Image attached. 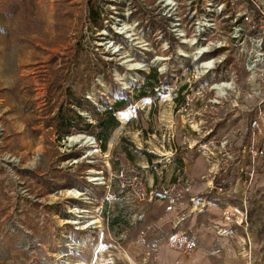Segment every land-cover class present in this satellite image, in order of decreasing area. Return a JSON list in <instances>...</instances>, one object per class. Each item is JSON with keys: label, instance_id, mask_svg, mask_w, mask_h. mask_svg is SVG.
Segmentation results:
<instances>
[{"label": "rangeland", "instance_id": "374dc122", "mask_svg": "<svg viewBox=\"0 0 264 264\" xmlns=\"http://www.w3.org/2000/svg\"><path fill=\"white\" fill-rule=\"evenodd\" d=\"M59 1L36 0L28 25L20 21L8 37L0 32V124L5 130L0 161L8 154L25 166L35 157L38 161L36 173L24 177L28 195L19 192L0 163V227L10 235L0 237V255L10 264H170L177 253L168 252L166 239L156 235L164 205L141 207L132 197L120 199L111 205L110 217L121 213L122 225H104L87 240L65 224L68 209L90 208L69 192L84 191L89 172L107 175V163L112 170L136 171L147 188L161 191L177 182L182 164L208 161L209 142L224 138L233 142V161H250V147L264 146V128H251L264 111V0H93L104 18L102 29L89 23V0H62L60 32L68 31L66 43L55 30ZM153 70L161 76L156 97L141 100L125 123L117 114L121 126L110 139L111 149L108 143L110 154H94L89 143L69 142V137L91 134L59 142L48 127L53 115L46 114L48 88L57 77L72 74L75 89L81 87L78 95L84 86L86 100L104 112V101L133 97ZM81 114L96 124L89 112ZM258 195L264 198L263 191ZM148 225L152 229L141 239ZM70 230L75 250L62 260ZM7 241L15 244L11 252L5 250ZM252 249L258 255L264 246Z\"/></svg>", "mask_w": 264, "mask_h": 264}, {"label": "built area", "instance_id": "2783aa9c", "mask_svg": "<svg viewBox=\"0 0 264 264\" xmlns=\"http://www.w3.org/2000/svg\"><path fill=\"white\" fill-rule=\"evenodd\" d=\"M257 7L259 8V6ZM245 19L249 20L248 17ZM251 128L262 132L264 128V111L256 114V117L251 122ZM4 131L0 124V144ZM87 139L90 147L95 149L94 154H100L102 150L96 137H88ZM209 144L212 150H209L208 161H206L208 166L206 175L196 179L184 170V173L177 178V182L170 183L166 189L161 191L154 189L152 186L147 188L140 174L136 171L128 168H121L117 171L112 170L110 163H107L110 170L107 175L104 171H94L95 176L89 172L86 176L87 185L84 191L81 192L77 189L72 191H78L82 196L76 200L82 201L90 208L87 210L78 209L77 207L68 209L67 213L71 210H83L87 213L73 215L68 213V221L65 222L77 224H69L67 226L75 231H82L84 233L83 236L87 240L93 235H99L98 233L102 232L104 225L110 228V209L113 207L111 205L127 197H132L135 203L141 207L160 203L164 205L166 214H182L180 215L181 218H184V212H187L185 213L187 215L201 213L207 208H218L222 214L223 226L217 229L215 235L217 237L230 235L231 239L236 240V243L240 246L236 263L255 264L264 262L263 257L256 255L252 249L253 243H255L252 238L254 229L252 200L257 197L259 190L264 192V146L250 147L249 154L252 156L250 161L240 160V158L238 161H233L235 160V155L233 142L230 139L224 138L214 142L210 141ZM34 159L35 161H30L26 167L17 156L10 154L1 156L0 163L2 167L8 171L11 179L19 186V192L23 195L29 194L24 177L36 173L38 161L37 157ZM91 176L94 177L91 178ZM114 180H116L115 183L113 182ZM239 180L243 183L245 194L241 203L236 205L231 203V199L236 196L235 186ZM113 185L121 193L120 196L116 194ZM123 193L125 197H123ZM72 198L75 199L73 196ZM261 200V205L264 206V198ZM66 207L68 208V206ZM82 217H85V219ZM96 222L97 224H94ZM10 226L12 227L13 225ZM151 229L152 225L145 227L141 231V239L146 237L147 231ZM72 236L71 230L65 236L68 242L66 244L68 252L63 254L67 255L66 258L68 259H70L72 252L75 250L76 243L73 242ZM87 240L82 242H87ZM163 242H165L164 245L168 251H174L180 257H193L200 251L197 239L182 232L171 235ZM78 243L79 245L76 247L82 248V243ZM174 264L183 263L178 259L174 261Z\"/></svg>", "mask_w": 264, "mask_h": 264}, {"label": "trees", "instance_id": "16d2710c", "mask_svg": "<svg viewBox=\"0 0 264 264\" xmlns=\"http://www.w3.org/2000/svg\"><path fill=\"white\" fill-rule=\"evenodd\" d=\"M35 1L36 0H0V32L8 37L11 28L13 29L15 26L19 25L20 21L28 25L35 13ZM65 1L68 2V0ZM63 6H66V4L64 5L62 0L57 2L58 8L57 15L55 16L57 24L55 30L61 41L63 40V43H66L68 41V31H65L64 33L60 32L62 29L61 24L64 22V17L60 16V12L62 11L61 8H63ZM87 6L89 12L88 20L91 27L102 29L104 26V18L102 17L101 10L93 0H89ZM70 26L71 24L64 27H67L69 30ZM78 44V47H81L80 43ZM85 66L90 67L89 64H86ZM65 68L66 67L62 69L63 74H65ZM87 68H85L86 73L89 72V69ZM71 76L72 74L69 75V79H66V76L57 77L54 83H51L48 88L47 104L45 106L47 111L46 114H53L50 119H48V127L53 128L56 131L59 142L76 133L91 134L96 137L103 152L107 151L108 143L112 138L114 131L121 126L117 114L134 106L137 102L143 99H154L157 94L156 90H159L160 88L161 78L158 72L153 70L148 76H145L144 85L136 87L133 90L136 92L133 97L126 94L125 98L121 97L115 99L113 104L104 101L105 110L102 112L86 100L84 97L86 92L84 86L82 87L84 93L78 95L79 91H81V87L75 89L74 85L76 80L72 79ZM65 82H69V85H64ZM84 111L89 112V116L95 120L96 124L88 121L87 118L81 114ZM182 166L184 168V164H182ZM2 217L3 214H0V220ZM122 223V214L117 213L111 219L109 227L113 229L122 225ZM1 236L8 237L10 235H4L0 227V237ZM5 247L7 252H11L15 247V244L13 245L10 241H7Z\"/></svg>", "mask_w": 264, "mask_h": 264}, {"label": "crops", "instance_id": "0c3cea01", "mask_svg": "<svg viewBox=\"0 0 264 264\" xmlns=\"http://www.w3.org/2000/svg\"><path fill=\"white\" fill-rule=\"evenodd\" d=\"M184 162L188 164V161ZM207 168L206 161L200 164L197 162L189 166L184 165V170L196 179L206 175ZM235 191L236 196L231 199V203L238 205L241 203L245 194L241 180L237 182ZM258 192L261 191L259 190ZM261 199H259V197H254L252 200V213L257 217L256 220L258 222V224L254 225V228L257 226L255 231H257V228L261 231L260 234L258 232L256 234L253 230L252 238L255 240L253 247L258 246L259 250L264 246V206L261 205ZM185 213L187 212H184V218H181L180 215L182 214H166L164 209L161 219L157 222L159 225V232L156 234L158 235L157 239L165 240L177 232L186 233L197 239L200 251L194 257L188 259L180 258L178 254L177 256L172 254V256L176 258L168 259L170 264H173L174 261L178 259L181 260L183 264H241L236 263L240 251V246L236 243V240L231 239L230 235H225L223 237H217L215 235L217 229L223 226L222 214L218 208H207L201 213L187 215ZM258 252V256L264 258L263 249ZM161 258H166L165 254H162ZM0 264H10V260L0 255Z\"/></svg>", "mask_w": 264, "mask_h": 264}, {"label": "bare ground", "instance_id": "6f19581e", "mask_svg": "<svg viewBox=\"0 0 264 264\" xmlns=\"http://www.w3.org/2000/svg\"><path fill=\"white\" fill-rule=\"evenodd\" d=\"M223 87H227L225 84H223L222 85ZM222 88V87H221ZM142 103H143V101H141V102H138L135 106H132V107H129L126 111H124V112H119L118 113V117H119V119L122 121V123H125L126 121H127V119H128V117H130V116H132L133 114H135L136 113V110H137V108H140L141 106H142ZM120 128H117V130L115 131V133H114V135L118 132V130H119ZM113 135V136H114ZM69 142H71V143H81V144H86V145H88V143H89V140L87 139V137H84V136H75V137H69ZM112 146H113V142H112V140L109 142V147H110V149L112 148ZM206 147V146H205ZM204 147V148H205ZM110 151L108 150V152L106 151V153L107 154H110L109 153ZM95 153V152H94ZM92 175H94L95 176V173H91ZM94 176H91V178L92 177H94ZM91 181H96V180H91ZM78 191H76V192H73L72 193V191H70L69 192V194H71L75 199H78L79 197H81L82 195L78 192ZM68 213H70V214H86L87 212H85V211H77V210H75V211H73V210H71L70 212H68ZM82 218H84L85 219V217H82ZM87 218V217H86ZM65 224L66 225H69V224H72V225H75V224H77V223H71V222H65ZM94 224H97V222L96 223H94ZM66 256L67 255H65V254H61V258L60 259H64V258H66ZM61 260V261H62ZM58 261H59V259H58ZM58 264V263H57Z\"/></svg>", "mask_w": 264, "mask_h": 264}]
</instances>
